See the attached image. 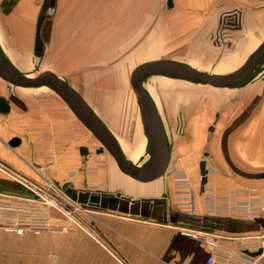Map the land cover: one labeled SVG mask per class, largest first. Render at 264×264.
<instances>
[{
  "label": "crops",
  "instance_id": "0c3cea01",
  "mask_svg": "<svg viewBox=\"0 0 264 264\" xmlns=\"http://www.w3.org/2000/svg\"><path fill=\"white\" fill-rule=\"evenodd\" d=\"M36 1L0 0V51L30 77L35 76L40 46L36 41H43L45 25L44 21L38 33L37 10L41 5ZM155 2L165 14L159 21L160 39L169 49L164 58L200 70V65L208 64L214 68L203 71L226 73L238 68L264 40V0H173L172 6L167 0ZM71 33L69 38H73ZM263 67L264 58L257 71ZM47 70L68 81L83 96L106 123L128 161L136 167L148 161L150 147L133 89L128 103L132 115L128 117L127 109L119 107L124 102L114 91L94 105L86 90L55 67L48 66L37 74ZM239 88L245 103L261 105L262 110L256 113L255 136L264 144V80L251 79ZM1 98L5 106L0 104V164L20 179L0 168V189L24 191V181L43 188L49 183L61 186L79 203L82 221L93 234L52 207L53 222L69 229L23 234L0 229V264H207L208 249L182 234V228L217 233L230 245L264 232V213L254 218L216 215L209 212L201 193L189 199L180 197L183 187L177 186L176 173L186 162L179 143L169 140L154 99L165 127L170 159L163 175L141 182L119 168L111 153L52 88L15 85L0 77ZM119 113L124 115L120 121ZM15 138L19 142L11 145ZM245 147L246 143L241 144L242 149ZM249 151L257 157L261 153L264 161V152ZM85 191L99 198L79 201L80 192Z\"/></svg>",
  "mask_w": 264,
  "mask_h": 264
},
{
  "label": "rangeland",
  "instance_id": "374dc122",
  "mask_svg": "<svg viewBox=\"0 0 264 264\" xmlns=\"http://www.w3.org/2000/svg\"><path fill=\"white\" fill-rule=\"evenodd\" d=\"M37 1L41 5L37 10L38 33L44 21L45 25L43 41H36L41 47H37L35 75L48 66L55 67L86 90L94 105L114 91L124 102L120 109H127L128 117L131 116L128 104L130 96H134L129 83L131 71L138 64L164 58L169 52L165 41L160 39L159 21L165 14L158 3L155 0L148 3L145 0ZM146 5L149 7L145 8ZM69 32L73 38H69ZM199 67L214 68L208 64ZM251 79L264 80V67L259 72L256 69ZM143 85L160 108L169 140L180 145L181 158L186 162L181 171L188 177L184 193L191 197L201 193L205 199L210 194L208 199L212 196L219 205H228L231 190L264 192L261 153L259 157L249 153L250 149L264 152L263 140L255 136L259 116L256 113L262 110L261 105L245 103L239 87L218 88L161 75L146 77ZM123 117L119 113L117 118L120 121ZM121 127L126 132L123 123ZM243 143L247 148H241ZM203 159L207 164L202 185L199 162ZM242 198L246 199V193ZM75 213L81 219L79 211Z\"/></svg>",
  "mask_w": 264,
  "mask_h": 264
},
{
  "label": "water",
  "instance_id": "95a60500",
  "mask_svg": "<svg viewBox=\"0 0 264 264\" xmlns=\"http://www.w3.org/2000/svg\"><path fill=\"white\" fill-rule=\"evenodd\" d=\"M168 6L173 5V0H167ZM264 58V40L247 56L245 61L235 70L222 74H209L193 66L168 59L156 58L142 62L135 66L130 74V84L135 92L140 107L143 126L148 138L150 156L148 161L141 167H136L128 161L121 151V148L106 123L87 103L83 96L68 81L61 78L52 71H43L30 77L19 71L0 51V77L20 86L46 85L57 92L68 104L75 115L94 134L114 157L119 168L132 178L148 182L157 179L167 170L170 150L166 136L165 127L158 108L143 85V80L152 75H161L174 79L187 80L195 83H202L218 88H236L249 82L254 71ZM0 104H5L0 99ZM5 106V105H4ZM18 138L10 141L16 145ZM206 160L200 161L201 184L206 178ZM264 177V173L262 174ZM91 201L99 198L98 195L90 192H80L79 201Z\"/></svg>",
  "mask_w": 264,
  "mask_h": 264
},
{
  "label": "built area",
  "instance_id": "2783aa9c",
  "mask_svg": "<svg viewBox=\"0 0 264 264\" xmlns=\"http://www.w3.org/2000/svg\"><path fill=\"white\" fill-rule=\"evenodd\" d=\"M0 168L20 179L18 174L5 166L0 164ZM24 182L27 186L24 191L15 188L0 189V229L17 234L69 229L66 225L53 222L50 210L55 207L74 225L93 234V231L83 223L82 218L80 219L79 215L76 217L75 212L79 211L80 205L68 197L64 188L53 183H49L48 188H43ZM176 182L178 187L187 188V175L179 170L176 173ZM243 193H246V199L242 198ZM209 195L206 194L207 209L216 215L231 214L254 218L264 213L262 190L255 192L231 190L228 205H219L215 197L211 196L208 199ZM180 197L191 198L183 191ZM180 232L196 239L208 249L207 264H264V232L238 239L233 245L226 244L218 235L203 230L182 228Z\"/></svg>",
  "mask_w": 264,
  "mask_h": 264
},
{
  "label": "bare ground",
  "instance_id": "6f19581e",
  "mask_svg": "<svg viewBox=\"0 0 264 264\" xmlns=\"http://www.w3.org/2000/svg\"><path fill=\"white\" fill-rule=\"evenodd\" d=\"M71 17V16H70Z\"/></svg>",
  "mask_w": 264,
  "mask_h": 264
}]
</instances>
